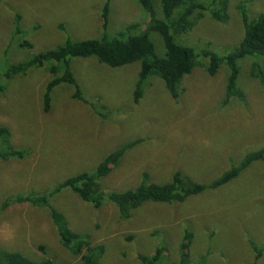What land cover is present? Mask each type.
Wrapping results in <instances>:
<instances>
[{"label":"rangeland","instance_id":"obj_1","mask_svg":"<svg viewBox=\"0 0 264 264\" xmlns=\"http://www.w3.org/2000/svg\"><path fill=\"white\" fill-rule=\"evenodd\" d=\"M161 17L159 0H151ZM208 5L206 1L199 0ZM246 2L251 17L264 11V0H231L229 20L217 23L206 14L190 34L175 40L194 48L198 60L210 51L227 55L243 36L236 9ZM105 0H0V73L5 67L61 45L66 39L82 40L103 35L101 10ZM15 16L23 34L15 37ZM148 18L137 0H109L105 33L109 37L137 35ZM130 24H138L127 31ZM156 54L163 45L150 34ZM29 42L30 47L21 44ZM182 41V42H181ZM257 61L264 68V57ZM253 59L239 62L237 87L243 100L223 105L227 70L222 65L210 77L194 67L178 85L173 100L161 79L150 77L137 103L133 90L138 62L110 68L96 58L73 59V74L85 101L72 98L73 89L55 87L48 113L42 96L50 74L30 68L3 81L0 76V126L11 133L24 159H0V207L9 197L45 195L62 213L69 228L102 245L101 264H140L138 255L161 256L156 264H252L253 247L262 249L256 264H264V163H251L220 187L188 197L182 202H145L121 218L106 198L136 188L147 173L150 182L167 184L179 171L191 181L208 184L247 154L264 147V89L249 77ZM66 86V85H60ZM119 164L98 183L105 198L100 208L70 189L50 194L59 183L82 172L93 173L103 159L126 143ZM4 144L0 143V151ZM2 209V208H0ZM192 232L185 263L180 245ZM40 246L44 251L40 250ZM0 247L29 259L53 264H73L79 258L62 246L46 208L14 203L0 210Z\"/></svg>","mask_w":264,"mask_h":264},{"label":"trees","instance_id":"obj_2","mask_svg":"<svg viewBox=\"0 0 264 264\" xmlns=\"http://www.w3.org/2000/svg\"><path fill=\"white\" fill-rule=\"evenodd\" d=\"M148 20L143 30L137 35L123 37L117 34L109 37L105 31L109 16V0H105L101 10L103 35L99 38H88L72 41L66 39L55 48L32 55L26 61L5 67L0 73L2 80H8L17 74H24L28 69L43 68L50 74V79L45 85L42 96V110L48 113L51 104V93L57 86L72 88V98L77 101H85L83 92L78 84L71 67L73 59H86L94 57L96 60L110 68H117L135 62L140 64L137 80L133 90V102L137 103L142 97L147 80L156 76L161 79L173 100L178 98V85L184 76L189 75L194 67L201 66L206 74L213 77L222 65L227 70L225 97L223 105L237 98L243 100V93L237 87L239 76V62L245 59H253L249 68V77L255 79L264 89V68L257 61L258 57H264V11L251 17L246 2L240 1L236 9L243 27V36L238 45L227 55L220 57L210 51L201 52L200 56L206 58L207 63L198 60L199 54L193 47L184 45L175 40V36H186L194 30L202 18L208 14L209 18L217 23H226L229 20V6L231 0H208L205 5L199 0H159L161 17L157 18L151 0H137ZM19 16H15V37L23 34L20 28ZM138 27V24H130L125 30L130 31ZM156 33L160 39L164 56L159 57L150 40V34ZM22 47H30L29 42L23 41ZM1 83V82H0ZM66 85V86H60ZM3 87L0 86V93ZM11 133L7 127L0 126V143L4 149L0 151V159L9 158L24 159L27 151L17 150L10 141ZM131 146L130 142L109 153L96 167L93 173L82 172L67 178L59 183L50 194L60 192L62 189H70L81 201L91 204L93 208H100L105 198L100 189L98 179L105 177L113 167H116L124 153ZM261 161L264 163V147L252 151L236 166H232L221 176L208 184H198L191 181L181 172L173 173L171 182L167 184L152 183L147 173L141 176L140 184L131 190L121 193H107L106 198L117 209L121 218H129L132 210L137 209L145 202L172 203L182 202L190 196L198 195L207 190H213L228 183L238 176L240 171L247 168L251 163ZM28 204L33 207L46 208L49 212L53 226L55 227L59 241L64 248L71 252L79 260L73 264H101L100 259L104 253L102 245H92L88 238L73 232L64 217L52 207L45 195H27L6 198L1 207L4 210L8 206ZM192 232L185 230L180 245L181 262L185 263L188 256V247ZM40 250L44 248L40 246ZM162 249H156L152 255H138L140 264H156L161 256ZM255 252L254 262L262 256V249L253 247ZM0 264H53L51 260L44 259L36 262L20 252L11 251L0 247Z\"/></svg>","mask_w":264,"mask_h":264}]
</instances>
